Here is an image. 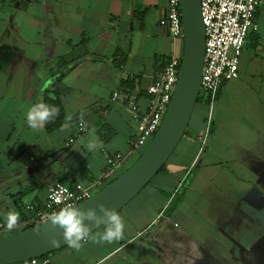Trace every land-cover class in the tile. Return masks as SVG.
<instances>
[{"label": "crops", "instance_id": "1", "mask_svg": "<svg viewBox=\"0 0 264 264\" xmlns=\"http://www.w3.org/2000/svg\"><path fill=\"white\" fill-rule=\"evenodd\" d=\"M166 1L0 0L4 225L10 210L20 213L19 223L27 221L32 215L26 208H42L57 183L102 181L97 194L137 162L144 148L131 145L138 122L129 105L147 114V89L162 60L184 52V44L169 40L159 25ZM255 21L239 77L223 85L211 118L195 107L165 172L119 213L123 239L97 243L91 236L99 239L100 227L79 251L67 246L50 254L49 264H264V0ZM47 93L61 102L68 122L34 131L26 112ZM93 128L103 148L89 152ZM120 153L125 164L106 178L108 156Z\"/></svg>", "mask_w": 264, "mask_h": 264}, {"label": "built area", "instance_id": "2", "mask_svg": "<svg viewBox=\"0 0 264 264\" xmlns=\"http://www.w3.org/2000/svg\"><path fill=\"white\" fill-rule=\"evenodd\" d=\"M261 2L262 0H201L206 29L201 94L206 96L210 118L223 85L239 77L240 58L246 45L245 41L251 31L258 30L255 14ZM159 25L166 31L169 40L184 42L181 0L166 1L165 16ZM181 65L182 58L171 57L148 87L147 93L151 100L147 114L138 115L137 106L130 103L129 106L136 113L138 122L137 137L131 142L134 149L146 147L159 131L174 95ZM118 97V93H115L113 100L116 101ZM79 130L85 131V127L80 124ZM126 160L127 156L121 153L108 156L105 177L109 178ZM101 185L102 181L90 182L87 186L77 184L74 187L57 183L50 189L42 208H26L32 215L27 221L18 223L12 230H8L6 225L0 222V239L8 233L12 235L28 227L35 228L48 222L50 215L65 204L79 206L95 196L96 189ZM41 263L49 264V261L43 260ZM31 264H38V260H32Z\"/></svg>", "mask_w": 264, "mask_h": 264}, {"label": "water", "instance_id": "3", "mask_svg": "<svg viewBox=\"0 0 264 264\" xmlns=\"http://www.w3.org/2000/svg\"><path fill=\"white\" fill-rule=\"evenodd\" d=\"M181 13L184 29L182 65L159 131L142 157L123 176L77 207L86 209L103 203L120 213L160 173L183 139L201 95L206 29L201 0H181ZM100 227L103 225L93 226L91 234ZM53 237L60 240L58 246L49 242ZM67 246L62 229L54 228L48 221L0 239V264L31 262Z\"/></svg>", "mask_w": 264, "mask_h": 264}, {"label": "clouds", "instance_id": "4", "mask_svg": "<svg viewBox=\"0 0 264 264\" xmlns=\"http://www.w3.org/2000/svg\"><path fill=\"white\" fill-rule=\"evenodd\" d=\"M59 114V108L49 105L43 100L31 105L25 115L29 128L39 131L45 124L53 120ZM81 127H85L84 113L78 115ZM89 152H95L103 148V142L96 135V130L88 131L87 143L85 145ZM20 222V213L10 210L5 214V223L8 230L14 229ZM87 222V223H86ZM49 224L54 228L62 229L64 242L72 249L79 251L83 243L91 236L92 227L104 226V231L99 239L91 236L97 243L103 241L113 243L123 239L125 223L124 219L114 208L106 207L103 203H97L95 207L86 209L76 207L73 204H65L49 217ZM53 246H58L60 240L55 237L49 241Z\"/></svg>", "mask_w": 264, "mask_h": 264}, {"label": "trees", "instance_id": "5", "mask_svg": "<svg viewBox=\"0 0 264 264\" xmlns=\"http://www.w3.org/2000/svg\"><path fill=\"white\" fill-rule=\"evenodd\" d=\"M119 55L118 56H116V58H115V63H118V60H119ZM124 60V58H122V61ZM170 60V58H168L167 60H162V62H163V65H162V68H161V70L160 71H162V69L164 68V66L166 65V63L168 62ZM63 64V62H60V65H62ZM117 66H118V64H117ZM201 95H200V97H199V99H198V102H201ZM45 103H47V104H49V105H54V106H57L58 108H59V114L54 118L56 121L53 123L52 121H50V122H48L47 123V129L49 130V131H52V130H54V129H56V128H58V127H60L61 125H63V124H65V123H67L68 121H67V119H66V117H65V115H64V112H63V107H62V105L60 104L61 102L59 101V100H57V99H52L51 97H50V94L49 93H47L46 95H45ZM154 138H152V140H153ZM152 140L150 141V142H152ZM145 152V151H144ZM144 154V153H143ZM143 154H141V156H139V158H138V160L142 157V155ZM137 160V161H138ZM130 169V168H129ZM128 169V170H129ZM165 170H166V165L163 167V169L160 171V173H163V172H165ZM119 178H117L116 180H118ZM115 180V181H116ZM115 181H113V182H115ZM112 182V183H113ZM112 183H110V184H112ZM180 200H181V194H179L178 196H176V198L174 199V201L172 202V204H171V206H170V211H174L176 208H177V206H178V204H179V202H180ZM25 221H26V219H25ZM34 226H32V227H28L27 229H29V228H33ZM26 230V229H25ZM25 230H22V231H20V232H23V231H25ZM20 232H15L14 234H18V233H20ZM14 234H12V235H14ZM49 256V255H48ZM48 256H45V257H43V258H41V259H37L38 261H43V260H46V258L48 257Z\"/></svg>", "mask_w": 264, "mask_h": 264}, {"label": "rangeland", "instance_id": "6", "mask_svg": "<svg viewBox=\"0 0 264 264\" xmlns=\"http://www.w3.org/2000/svg\"><path fill=\"white\" fill-rule=\"evenodd\" d=\"M119 95V94H118ZM201 101L202 102H200V103H197L198 105L196 106V110H195V113L197 114V112H199V110L201 109L203 112H204V108L206 109V110H208V113L210 114V108H209V105H208V103H207V101H206V96L205 95H203V94H201ZM118 100V99H117ZM116 100V101H117ZM114 101V100H113ZM132 103H134V102H132ZM205 110V111H206ZM151 142H149V144H150ZM149 144L146 146V147H143L144 149L142 150V154L144 153V151L147 149V147L149 146Z\"/></svg>", "mask_w": 264, "mask_h": 264}]
</instances>
